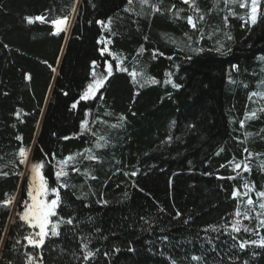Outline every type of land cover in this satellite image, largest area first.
Listing matches in <instances>:
<instances>
[{
    "label": "trees",
    "instance_id": "1",
    "mask_svg": "<svg viewBox=\"0 0 264 264\" xmlns=\"http://www.w3.org/2000/svg\"><path fill=\"white\" fill-rule=\"evenodd\" d=\"M150 4L162 11L154 12L147 5L142 9L138 0L131 6L127 0H0V172L9 173L0 175V201L6 193L16 195L17 201L25 197V176L14 174L26 172V166L19 165L20 146L31 150L30 161L49 154L51 167L46 164L44 172L50 187L56 182L53 153L60 159L91 148L99 161L78 157L81 173L68 168V182L76 187L69 188L67 196L61 192L85 223L79 224L75 236L72 231L65 234L62 226L60 237L47 239L44 264H83L74 256L81 254L79 235L91 236L90 248L100 249L88 264H171L169 257L177 264H264V248L229 250L232 240L223 229L203 231L234 218L229 214L246 197L233 199L232 192L234 188L243 192L245 180L254 187L249 193L254 202L259 199L255 193L264 190V112L245 119L247 113L264 107V97L249 99L252 92L264 93V61L259 59L264 56V18L250 25L229 15L225 25L222 18L228 8L222 0L211 14L208 10L215 8V0H197L206 14L201 40L186 19L174 18L179 8L185 9L182 17L190 14L188 5L180 0H150ZM173 4L176 9L169 12ZM129 7L133 10L125 11ZM141 11L144 14L137 15ZM235 11L246 16L245 9ZM41 13L49 19L71 13V26L57 36L50 34L49 24L26 22V17ZM108 18L110 29L96 23ZM102 38L105 43H98ZM221 45L224 52L231 51L221 55L215 51ZM104 47L109 52L101 55ZM196 48L204 51H193ZM154 49L164 55L153 59ZM110 53L126 58L121 67L135 68L159 83L134 85L127 72L116 70L117 61ZM93 60L101 65L98 71L103 70V61L112 62L113 75L95 99L72 109L92 80ZM166 72L181 84L179 89L164 83ZM85 109L91 110L87 118L95 136L80 129ZM120 116L125 119L120 121ZM112 124L122 126L112 128ZM99 136L105 137L100 142L107 146L97 149ZM244 148L253 153L248 161L251 172L234 169L248 155ZM85 171L98 179L83 175ZM133 171L138 174L125 175ZM83 193H88L87 199H77ZM101 194L106 205L96 203ZM84 203L90 207H83ZM177 210L181 215L174 219ZM15 211L0 207V264H26L22 253L32 250L23 248L27 242L22 238L30 229L20 227L23 222L13 215ZM257 211L261 210L257 207ZM88 217L94 222L87 223ZM242 222L249 228L258 223ZM258 231L264 236V228ZM238 235L259 239L243 230ZM163 236L168 240L162 241ZM205 237L213 238L215 251ZM116 247L121 250L115 252ZM193 255L203 260L193 261Z\"/></svg>",
    "mask_w": 264,
    "mask_h": 264
},
{
    "label": "snow or ice",
    "instance_id": "2",
    "mask_svg": "<svg viewBox=\"0 0 264 264\" xmlns=\"http://www.w3.org/2000/svg\"><path fill=\"white\" fill-rule=\"evenodd\" d=\"M134 0H127V4L129 6L133 5ZM221 0H215V8L209 9L208 14H211L212 11L219 9ZM225 7L228 8V15L223 16V21L225 22V25L228 22L229 15L233 17H238L242 21H244L245 24L250 25H256L258 20L264 18V10L261 8V0H222ZM138 3L141 5V8L145 5L151 7L154 12H161V8L158 5L150 4V0H138ZM180 3L183 5H188V11L190 14L186 15V17H182L181 13L185 11L184 8L176 9V5L173 4L171 8L168 9L169 12L173 11V9H176L174 13V18L176 19H186V23L190 26V28L196 32L199 33V38L202 40L204 38V30L202 25L205 22L206 14L205 12L197 5V0H180ZM238 7L240 9L246 10V16L245 15H239L235 8ZM131 7L126 8L125 11H131ZM76 11L75 6L72 7L71 12L74 13ZM143 11L137 13V15H143ZM70 16L71 13L63 15V16H57L54 18L49 19V16L41 13L35 16H29L26 17V22L28 24H34L36 22H39L40 24H49L51 26L50 28V34L52 35H60L61 33H66L68 28L71 26L70 23ZM97 24L101 25L102 28H109L112 24L111 18H108L107 21L98 20L96 21ZM185 36H188V33H185ZM189 40H191V37H188ZM211 38V36L209 37ZM145 40L148 39L147 36L144 37ZM228 39L231 40L232 37L228 36ZM175 43L176 41H172ZM98 43H105L104 39H100ZM108 43H111V40L108 41ZM223 45L216 48L215 51L219 52L221 55H227L228 52L231 51V49H228V52H224ZM101 55H103L105 52H109V49L107 47L101 48L100 50ZM145 49L143 46L140 48V53H143ZM193 51L196 52H203V48H196L193 49ZM110 55H113V58L117 61L116 64V70L117 71H123L127 72L129 76L131 77L132 83L139 88H144L148 84H157L159 81L155 79L154 77L147 76L144 72H138L135 68H133L131 71L127 67H121V65L124 63V59H122L120 56L110 53ZM163 56V52H159L158 49H154L151 53V56L153 59L157 58V56ZM187 59H191V57H186ZM135 59V58H134ZM167 59L172 60L173 57L169 56ZM261 61H264V56H261L259 58ZM138 63V61H136ZM45 63H47L45 61ZM51 67V65H49ZM101 65L96 61L93 60L91 62V77L92 80L89 82L85 89L80 94L79 98L74 101L71 105L72 109H76L77 105L81 101H90L96 98L97 93H100V90L104 88L106 81L113 75V63L109 62L108 60L103 61V70L98 71L97 69L100 68ZM233 69L238 70L237 65H232ZM52 71H55L54 68H52ZM165 75L168 77L164 81L166 84H171L173 88L179 89L181 87L180 83L174 82L171 77V72H166ZM139 77V78H138ZM31 77L28 76V79ZM67 95V93H64ZM254 96H261L264 97V93H258V92H252L249 96V99H251ZM101 98H103V94L101 93ZM257 111L264 112V107H261L260 109H254L250 113H247L245 115V119H255L257 118ZM19 115V113H17ZM91 115L90 109L84 110V119H82L80 123V129L81 131H86L92 133V135H96L95 132L92 131V128L90 127V121L87 117ZM99 119V118H97ZM125 117L120 116L119 120L123 121ZM106 123V121H102ZM122 126L121 124H112V128H117ZM15 127V125H13ZM240 127H244V120L240 121ZM249 135H251L249 133ZM17 140L22 141L21 136L16 137ZM63 139H71L69 136L63 137ZM100 141H105L104 136H99L98 141L95 144V147L97 149L104 148L107 146L106 142L101 143ZM30 149H27L23 146H20L18 148V156H19V165H25L28 168V178L26 182V188H25V197L21 198L19 201L16 200V195L9 196L7 193L6 199L3 201H0V207L8 208V207H14L17 209L13 213L15 217L18 218L19 221H22L23 223L20 224V227L30 229V231H27V234L23 236V241H26V244H23L24 249H28L29 246H31V251H24L22 255L25 257L26 264H44V246L47 239L56 238L61 236V228L62 226L65 227L66 231L65 234H67L68 231H72L73 235H76V229L78 228L80 223H85V221L78 220V218L74 215L75 209L72 207L71 204L67 203L66 200H64L61 196V192L63 191L65 193V196H67V190L69 188L74 189L76 185H71L68 180L70 177V172L68 171V168L71 167V172L73 173H81V168L78 166L80 164V160L77 159L78 157H83V159H86L88 161H99V157L96 156L93 153V150L91 148H85L82 152L72 153L69 154L63 158L56 159L55 154H52V160H55L56 162V170L54 172V175L56 177V183L54 182V186H49V180L45 176L44 169L46 167V164L51 167V160H48V153H44L42 158H35L33 157L32 160H29V153ZM220 151H223L221 149ZM243 152L247 153L248 155L243 158L242 163H235L234 169H241L243 167V171L245 172H251V167L248 163L250 158L253 156V153L249 151V149L244 148ZM87 153V155H85ZM219 155V153H217ZM233 162L229 161L228 164L231 165ZM18 166V165H17ZM221 167H224V165H221ZM15 175L24 177L25 173L23 172H16ZM138 173L137 171H133L130 174L125 173V175H131L136 176ZM0 175L8 176V172H0ZM85 176H89L92 180L98 179L95 175H91V173L85 171L83 173ZM237 175H240L238 172ZM223 179V177H221ZM228 179L235 180V176H229ZM244 191L241 192L239 188H234L232 192V198H244L246 197V200L243 201V204L238 203L236 205L234 213H230L229 215H232L234 218L230 222H226L221 225H208L206 228L203 229L204 232H208L209 230L212 232L220 233L223 229L224 233H226L229 238L232 240V244L230 246L231 250L232 248L239 249L240 251H244L250 246H258L261 248H264V236H259V229L264 228V218H261L262 215H264V190L256 192V196L259 198L256 202H254L253 198L249 193L254 190L253 186H250L249 182L247 180L243 183ZM19 190H17L18 192ZM142 191V190H141ZM95 195V193H92ZM88 197V193H83L82 196H78L77 199L86 200ZM15 202V203H14ZM96 203L106 205L108 203L107 200L103 199V195L96 200ZM83 207H90L89 204L84 203ZM257 207L261 211H257ZM160 211H164V209H160ZM181 213L179 210L176 211L174 219L179 218ZM242 217V219H241ZM190 219V218H189ZM255 219L258 221L255 228H249L247 225L243 224L242 220H252ZM15 223L16 221L13 220ZM87 223H93V218L88 217ZM185 224L188 223V220L184 221ZM243 230V233H252L253 236H259V239H244L242 238L241 234ZM96 233H99L101 229L97 227L95 229ZM163 231V229H162ZM76 238L79 241V247H80V255L76 256L74 253V256L77 260H82L83 264H88L89 261H95L97 255L100 253V249L96 248L93 250L90 248V244L92 243V237L89 235H79L76 236ZM102 239H108L107 236L101 237ZM162 241H167L168 237L163 236ZM205 240L208 244L212 245V250L215 251L216 245L213 243V238L211 237H205ZM17 244H21V240L16 241ZM0 244H3V237L0 236ZM121 249L119 247H116L114 249L115 252H119ZM129 251H134L131 247L128 249ZM104 255H108L107 252H104ZM171 262V264H177V261L172 259L171 257L168 258ZM191 260L193 261H202V256H191ZM11 264V262H9ZM243 264H248L247 261H244Z\"/></svg>",
    "mask_w": 264,
    "mask_h": 264
},
{
    "label": "rangeland",
    "instance_id": "3",
    "mask_svg": "<svg viewBox=\"0 0 264 264\" xmlns=\"http://www.w3.org/2000/svg\"><path fill=\"white\" fill-rule=\"evenodd\" d=\"M27 178H28V168L26 167V172H25V177H24L25 187H26Z\"/></svg>",
    "mask_w": 264,
    "mask_h": 264
}]
</instances>
